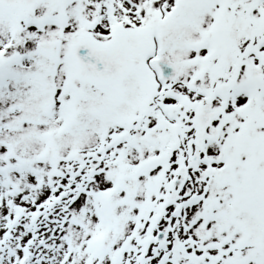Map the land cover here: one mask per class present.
I'll use <instances>...</instances> for the list:
<instances>
[{
    "label": "snow or ice",
    "instance_id": "6c2138e0",
    "mask_svg": "<svg viewBox=\"0 0 264 264\" xmlns=\"http://www.w3.org/2000/svg\"><path fill=\"white\" fill-rule=\"evenodd\" d=\"M0 264H264V0H0Z\"/></svg>",
    "mask_w": 264,
    "mask_h": 264
}]
</instances>
